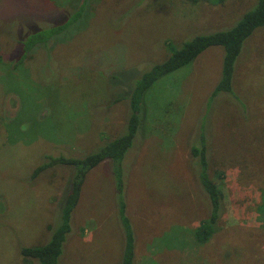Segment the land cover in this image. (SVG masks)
I'll return each mask as SVG.
<instances>
[{
    "label": "rangeland",
    "instance_id": "rangeland-1",
    "mask_svg": "<svg viewBox=\"0 0 264 264\" xmlns=\"http://www.w3.org/2000/svg\"><path fill=\"white\" fill-rule=\"evenodd\" d=\"M219 1L86 0L88 11L62 36L17 60L18 37L62 21L79 0H0V264H27L20 250L46 243L58 225L72 169L33 170L122 135L128 104L113 101L132 80L192 37L231 28L254 4ZM221 55L208 48L142 96L143 119L120 162L121 197L135 257L148 264H264V220L254 211L264 188V28L235 59L234 99H208ZM199 126L207 173L223 194L219 248L191 235L209 209L190 152ZM113 177L108 160L84 175L57 264H121Z\"/></svg>",
    "mask_w": 264,
    "mask_h": 264
},
{
    "label": "trees",
    "instance_id": "trees-1",
    "mask_svg": "<svg viewBox=\"0 0 264 264\" xmlns=\"http://www.w3.org/2000/svg\"><path fill=\"white\" fill-rule=\"evenodd\" d=\"M84 1L86 0H79L77 6L72 7V12L68 16H65L62 21H55L56 23L53 25L29 31L26 35L18 37V44L15 45V53L18 57L17 60L29 58L33 54V49L35 51V49L44 48L47 42H53L56 36L64 34L67 29L71 28L83 15V11L85 13L88 11L86 10L87 6L84 5ZM84 7L86 8L84 9ZM257 28H264V0H254L253 6L245 11L231 28L209 34L196 35L188 41L183 42L178 49H172L165 60L154 64L147 71L145 70L144 73H140V77L138 79L136 78L137 80L134 79V81L132 77H129V79L132 80V84L130 83L128 87L130 92L125 95L126 97L124 96L120 99L116 98L113 101L115 103L124 99L128 104L129 113L125 120V130L122 135L106 142L96 152L83 158H67L62 156L45 158V162L33 170L31 177H35L42 170L52 166H65L72 169L70 187L63 196L58 225L52 231L49 240L42 245L22 248L19 253L22 261L27 264H57L65 235L70 231L69 217L72 209L77 203L84 175L103 160H108L110 171L114 176L117 216L123 235L121 264H133V239L128 219L125 216L124 203L121 197L122 183L120 162L125 152L131 146L139 126V121L143 119V94L159 78L188 65L204 50L210 47H220L222 49V55L219 79L210 92L208 99L215 98L219 93H227L234 99L235 96L231 88L233 65L242 49L243 42ZM199 127L197 133L198 147L191 148L190 152L196 159L194 163L195 168L197 167L196 179L201 187L202 194L208 201L209 209L206 217L192 230L191 235L197 246L205 245L213 238L217 245L216 248H219L225 239L222 238V240H220L218 238L219 234H217L219 230V220L223 214V194L207 173L208 164L205 155L206 140L201 126ZM221 174L223 175V172L220 170V174H215V176L220 179ZM259 192V202L255 204L254 211L257 215V220L262 221L264 220V188H261ZM240 230L245 229L240 227L233 228L234 232H239ZM244 235L250 237L252 233L248 231L245 232ZM231 241L229 240L230 243ZM209 245H211V243H209ZM222 251L221 258L223 259L224 252L226 251Z\"/></svg>",
    "mask_w": 264,
    "mask_h": 264
},
{
    "label": "crops",
    "instance_id": "crops-1",
    "mask_svg": "<svg viewBox=\"0 0 264 264\" xmlns=\"http://www.w3.org/2000/svg\"><path fill=\"white\" fill-rule=\"evenodd\" d=\"M207 50V49H206ZM206 50H204L202 53H204ZM200 53L197 57H200V55L202 54ZM196 57V58H197ZM195 58V59H196ZM149 261L145 260V259H141L140 256L139 257H135V253L133 252V264H148Z\"/></svg>",
    "mask_w": 264,
    "mask_h": 264
}]
</instances>
